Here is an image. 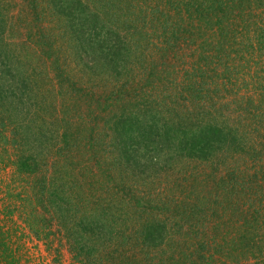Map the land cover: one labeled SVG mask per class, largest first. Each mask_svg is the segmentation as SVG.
Returning <instances> with one entry per match:
<instances>
[{"label":"rangeland","instance_id":"374dc122","mask_svg":"<svg viewBox=\"0 0 264 264\" xmlns=\"http://www.w3.org/2000/svg\"><path fill=\"white\" fill-rule=\"evenodd\" d=\"M2 1L11 24L9 52L33 76L31 98L38 102L34 109L17 104L19 118L38 111L33 135L45 149L43 172L19 176L14 126L2 124L14 112L0 108V239H11L18 264H257L248 257L264 256V50L254 28L264 26V0H217L202 8H194L197 0H98L113 14L117 38L129 43L109 54L114 73L106 72V58L97 68L85 66L89 58L68 19L57 15L61 4L40 0L27 13L31 0ZM102 12L101 22L110 26ZM238 26H249L251 34L239 29L235 46ZM174 27L168 42L157 38ZM111 108L119 116L142 109L139 115L149 120L152 111L166 110L161 123L182 127L179 121L201 116L243 120L238 138L246 153L225 146L200 158L163 150L147 157V168L127 163L105 119H113ZM47 171L64 181L67 204L55 214L43 203L50 182L41 192L35 183ZM95 219L108 228L92 237L82 225ZM157 224L164 238L150 249L142 243L145 226ZM75 239L89 241L91 253Z\"/></svg>","mask_w":264,"mask_h":264},{"label":"trees","instance_id":"16d2710c","mask_svg":"<svg viewBox=\"0 0 264 264\" xmlns=\"http://www.w3.org/2000/svg\"><path fill=\"white\" fill-rule=\"evenodd\" d=\"M39 1L40 0H31L28 2L30 11H27V13L38 10ZM51 1L57 8L58 4H61L58 8L60 13L57 15H64L68 19L67 24L71 29L70 32H72L74 35L73 39L77 41L79 49L85 52L89 58V60H85V66L89 67L90 69L97 68L99 67V64L102 62V60L106 58V72L114 73L115 63L111 64V62L115 58L110 57L109 54L111 56H117V54H120L119 51L123 50L124 46L129 43L123 41L125 43L123 46L122 40L117 38L120 36V34L117 29L118 27L114 24L113 14H107L105 12V10L108 8L106 6L107 4L104 2V6H100L98 0ZM103 1L104 0H101L100 3ZM216 2L217 0H205V2L197 0L196 4L193 5L194 8H197L198 5L200 8H202L203 3L216 5ZM262 2L263 1H260V4L258 5L261 6L263 4ZM4 5L5 4L3 1L0 0V108H3L10 114L14 112V118L7 122L2 120V124L4 128L8 124H12L14 126L12 127L14 134L13 143L18 145L17 156L14 162V165L17 168V174L19 176H23L25 174L34 176L37 173L43 172L41 171L42 168L41 164L39 163V158L42 155H45L42 152V150L45 149L39 150L40 146L36 144L33 135L34 126H36L34 124L39 113H37L38 111L36 110H32L29 112L28 119H20L18 113L20 108H17L16 105L25 104V106H29V109H34L33 106L38 105V102L35 98H31V96H34L35 94V90L33 89V76L28 70H26L24 66H22L17 56H15L12 52H9L10 44L8 42V34L11 31V24L9 23V16L3 8ZM63 5L66 6L64 7ZM91 7L95 8L92 9ZM242 11H245V9L243 8ZM100 12L103 13L104 20L112 22L110 26H107L108 24H103L105 22H101L102 15L99 14ZM117 20L118 19H116L115 22ZM126 21L128 22V20ZM218 23H220V29H224L222 22ZM129 29H132V27L129 26ZM239 29L242 31L241 34H251L249 26H238V28L233 33L234 38L232 45H238V43L235 41L238 37L237 33ZM165 30L167 29L164 28L160 34L158 33L157 38H163V40L166 39V42H168L167 38L172 39V37L175 36L174 33H177L175 32V30L177 31V28L174 27L173 30L171 29L169 32H163ZM254 30L257 31L256 37L258 40V48L264 50V26L254 28ZM103 33L105 37L102 35ZM54 42L55 41L52 43ZM50 46L52 47L51 44ZM113 52H115V54L112 55ZM110 103L112 104L113 102ZM111 104L109 107H111ZM112 110L113 109L111 108V111ZM114 111L115 110H113V113ZM139 111L141 112L144 110L141 109ZM146 111L147 110H145V112ZM239 111H241L240 108ZM140 112L127 111L125 109V112H122L120 116L114 113L113 117H111L113 119L105 118L107 119L108 124L111 125L110 129L112 133H114V138L116 139L118 137L121 140L120 151L126 156L125 159L127 163L132 161V163L135 165L142 164L143 167L147 168V157L150 155L152 160L154 158V154L156 155L163 150H167L169 153L172 151H179L173 153H176L177 155L187 154L189 157L199 156L200 158H208L210 156L213 157V154L215 153L214 151H217L218 147L225 146L228 147L227 149H236L240 151V153H246L247 147H245V140L238 138L239 130L244 127L243 120H235L232 122L226 120L224 123L221 119H217L215 116L208 120L207 116H201V118L199 117V122H189V124H187L186 122L179 121V123H185L187 125L186 127H182L184 124L176 126L175 124L164 125L161 123L163 120V117H161V112L167 113L166 115H168L169 112L166 110L152 111L151 120H149L147 116H140ZM164 121L166 120L164 119ZM190 126L192 127L189 129ZM41 134L42 137L48 141L47 134L44 131H42ZM131 141L133 143H131ZM141 142L143 143L142 147L144 149L140 148ZM62 143H69L67 132L63 134ZM48 146L51 147V140L50 145ZM47 154L50 156L51 150H49ZM146 154L148 155L146 156ZM46 156L45 158L47 159ZM142 159L144 160V163H141ZM88 161L90 162L91 160ZM262 173L264 174V169L262 170ZM35 179V183L41 187L40 192L45 188V185L50 182L49 191H47L44 195L46 198H43L44 208L46 211L48 213L54 211L55 214V212L59 213L60 211L64 210V205L67 204L63 197L62 183L64 181L60 177H52V175L49 176L48 171L42 174L40 178ZM82 180L83 178H78L76 182L83 185ZM65 210L67 211V209ZM105 210L107 211L108 208ZM97 220L99 219L90 221L87 225H82L84 231L89 230L93 234L92 237L96 235V230H102L103 233L107 232L106 229L108 226L105 225L102 220V223L96 222ZM145 228V232L143 231L145 233L143 240L144 242L142 243L150 249L156 248L160 245L164 238L163 225H150L145 226ZM0 234L2 235V231ZM85 236L82 238V240L86 238L88 240V238H91ZM2 237L3 238L0 239V247L2 249V251L0 250V264H18L19 259L16 256V251H14L9 245V241L11 239H7L6 235ZM82 240L75 239L73 244H75L83 253L89 255L92 251L89 241L88 243L87 241H83V244L81 243ZM147 240H154L159 244L153 245L150 241L148 244ZM134 246H136V244ZM193 253L194 252H192V254ZM251 255L252 256H249L248 259L253 257L257 264H264V256L262 255V252H259V254L251 252Z\"/></svg>","mask_w":264,"mask_h":264}]
</instances>
